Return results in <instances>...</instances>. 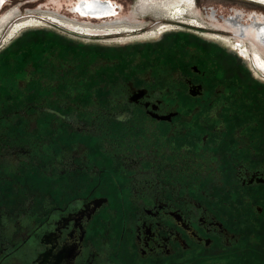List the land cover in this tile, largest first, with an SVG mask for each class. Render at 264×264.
Wrapping results in <instances>:
<instances>
[{
  "label": "flooded vegetation",
  "instance_id": "flooded-vegetation-1",
  "mask_svg": "<svg viewBox=\"0 0 264 264\" xmlns=\"http://www.w3.org/2000/svg\"><path fill=\"white\" fill-rule=\"evenodd\" d=\"M193 3L132 7L207 29ZM18 7L0 13L5 42L46 23L85 40L0 53V264H264V16L211 15L224 29L203 34L251 75L160 18Z\"/></svg>",
  "mask_w": 264,
  "mask_h": 264
},
{
  "label": "rangeland",
  "instance_id": "rangeland-1",
  "mask_svg": "<svg viewBox=\"0 0 264 264\" xmlns=\"http://www.w3.org/2000/svg\"><path fill=\"white\" fill-rule=\"evenodd\" d=\"M75 0H0V13L8 10V9H14L16 7L20 8L19 16H25L28 14H38L39 11H50V12H56L60 15L70 17L69 13V6L70 2H73ZM109 1V0H108ZM115 6L119 9H121L120 17L119 20H128V21H133L135 19L137 22L144 21V25L146 28H151L153 24H155L156 18H160L163 22H168L169 24L172 25L173 30L172 33H176L174 35L168 36L167 39H172V42H185V41H191V42H196L194 37H197V39L206 38L203 34H206L208 32H214V30H222L224 29V25L219 22L216 18L214 19L211 17V15L216 16L217 18L220 17H231L236 11H241V13L246 16L248 13H256L258 15H263L264 16V8L247 3V2H241V1H235V0H194V6L195 9L193 10V16H197V19L200 20V23L203 26H206L207 29H196V28H191L189 27L190 24H185V22L182 23H177L180 19H170L166 20L165 17L161 16H155L152 14H145L142 18H139L138 14L135 15L133 14V5L137 3L138 0H111ZM38 16V15H37ZM185 16V15H184ZM187 16H185L186 18ZM183 21V20H182ZM223 26V27H222ZM47 31H42L40 28L38 31H31L28 33H25L23 37L19 38L20 40L15 42L14 36H11L8 42H5V38L7 37V34L2 35L0 38V53L7 48L11 42H15L14 45L4 53V54H19L22 53L24 55H28L30 52L27 47L29 48L33 42L43 40V41H49V40H61L65 41L68 45V50L69 51H74L75 48H79L80 46L78 45L80 42V39H76L78 37L84 38L80 35L72 34L69 31L63 30L53 24H47ZM220 29H217V28ZM226 27V26H225ZM175 28V29H174ZM211 28V29H208ZM41 29H43L41 27ZM151 29H148L147 31H150ZM212 30V31H211ZM41 31V32H40ZM145 31V32H147ZM230 31V30H229ZM144 32V33H145ZM138 34V33H137ZM203 35V36H202ZM134 37L137 35H133ZM124 37L121 36V38ZM201 37V38H200ZM194 38V39H191ZM69 39V40H68ZM87 39V38H86ZM90 42H97V41H102L104 45L110 46L114 48L115 50L120 49L121 47H127V46H132L135 44H142V43H137V42H142L141 40L133 39L131 40V43H126L128 45H121L119 42H111L112 38H99V37H94V38H89ZM191 39V40H190ZM85 40V38H84ZM194 40V41H193ZM211 44L216 46V49H221L219 50L226 56L230 57L233 59L237 65H240L242 68L244 67L247 70H251V75H253V70L251 67L243 63L236 57L234 52L231 51V49L220 42L210 40ZM5 44L3 45L2 43ZM136 42V43H135ZM156 42L152 41H146L143 42L147 44L149 47L150 46H157V43L152 44ZM39 43V42H37ZM9 47V46H8ZM41 48L37 49L38 52L40 51H45L46 48L50 47L49 45H40ZM255 74V73H254ZM262 82L261 80H258Z\"/></svg>",
  "mask_w": 264,
  "mask_h": 264
},
{
  "label": "bare ground",
  "instance_id": "bare-ground-1",
  "mask_svg": "<svg viewBox=\"0 0 264 264\" xmlns=\"http://www.w3.org/2000/svg\"><path fill=\"white\" fill-rule=\"evenodd\" d=\"M264 2V0H260ZM119 9L107 1L76 0L70 2L69 13L84 20L104 21L115 16V10ZM264 31V28H257ZM86 32V31H85Z\"/></svg>",
  "mask_w": 264,
  "mask_h": 264
}]
</instances>
